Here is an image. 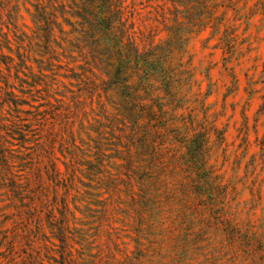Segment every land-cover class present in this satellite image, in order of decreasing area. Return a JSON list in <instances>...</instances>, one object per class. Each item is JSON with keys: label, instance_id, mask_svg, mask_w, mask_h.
<instances>
[{"label": "rangeland", "instance_id": "rangeland-1", "mask_svg": "<svg viewBox=\"0 0 264 264\" xmlns=\"http://www.w3.org/2000/svg\"><path fill=\"white\" fill-rule=\"evenodd\" d=\"M15 1L23 14L19 28L29 35L33 24L25 7L31 8L30 0ZM123 6L136 37L153 35L155 44L170 41L175 47L161 148L171 159L155 188L154 208L139 218L122 185L101 187L103 175L117 176L121 161L116 158L108 157L103 175L93 181L84 177L101 106L112 111L111 105L98 89L79 90L94 77L88 72L75 77L80 71L75 52L69 63L61 54L60 66L30 85L32 75L39 74V54L25 44L27 67L20 70V81L13 78L14 91L24 101L23 111L45 112L28 148L10 138L12 170L24 178V163L35 185L38 169L44 185L33 187L50 206L39 212L40 219L19 211L17 199L2 186L0 162V264H28L36 253L41 264H59V241L48 215L51 210L60 219L64 203L70 264L81 247L79 233L89 243L85 264H264V0H124ZM171 27L183 30L180 39L173 38ZM64 28L68 32L71 26ZM12 43L15 51L16 40ZM0 70L2 85L9 70L4 64ZM47 102L63 116L50 119ZM4 108L3 119H10L14 109ZM37 143L51 154L38 156ZM49 158L65 174L60 182L47 171ZM87 206L94 211L91 217ZM26 221L33 227L41 222L43 228L29 231Z\"/></svg>", "mask_w": 264, "mask_h": 264}, {"label": "trees", "instance_id": "trees-1", "mask_svg": "<svg viewBox=\"0 0 264 264\" xmlns=\"http://www.w3.org/2000/svg\"><path fill=\"white\" fill-rule=\"evenodd\" d=\"M29 2L31 8L25 7V10L33 24V29L28 35L19 28L18 21L23 19V14L18 2L0 0V64L6 65L9 70V73L3 74L4 79L0 85V162L4 165L1 171L2 186L8 188L13 198L17 199L19 211L28 214L30 219H40L39 212L50 206L48 199L41 198L42 192L33 187L44 185L38 169L36 173L38 180L35 185L32 184L28 168L24 163L22 170L27 171L24 178H19L12 170L10 138H15L19 147L28 148L29 135H34L35 127L43 120L41 113L45 112L39 109L34 112L23 111L21 105L24 101L14 91L13 78L20 81L19 72L27 67L22 51L25 44L31 49L35 48L39 54L37 59L39 74L32 75L30 85L42 81L41 77L46 76V71H52L56 66H60L61 54L69 63L74 59L75 52V62L79 64L80 70L75 71V77L80 78L85 72L94 77L84 82L79 90L102 91L112 110L109 111L104 104L101 106L102 115L96 120L94 129L96 137L93 158L87 160L84 177L93 181L100 174L103 175L104 161L108 157L120 160L117 176L103 175L100 178L103 181L101 187L116 190L122 185L131 194L132 203L140 218L143 212L153 210L156 192L159 189L155 188L161 183L159 178L163 169L165 170L170 164L171 158L168 161L161 148L166 141L165 131L169 123L163 113L168 97L172 95L174 75L170 58L175 47L170 41L162 45L155 44L151 37L153 35L146 39L136 37L132 30L133 22L129 23L125 15L124 0H30ZM64 24L71 26L70 31L65 30ZM168 31L177 40L183 32L180 29L173 31L172 27ZM69 33H73V36L68 35ZM58 37L61 40H58ZM12 39L16 40L15 51H12ZM11 69H14L13 77L10 75ZM146 100H149V103ZM47 105H49L50 119L54 121L63 116L62 113L56 112L58 108H53L50 102H47ZM5 106L9 110L14 109L15 114H12L10 119L2 117ZM50 136L56 137V134L51 133ZM187 143L194 144L195 141L190 140ZM197 146L199 148L202 143L198 142ZM36 147L39 150L38 156H42L43 152L51 154L42 143H37ZM109 151H111L110 156L107 154ZM20 159L24 160L21 155ZM47 171L57 182H60L65 175L53 158L48 159ZM85 186L92 188L88 184ZM88 194L90 200L97 199L96 193ZM99 205L104 213L107 206L105 201L102 200ZM63 208L60 219L55 220L54 215L50 214L51 210L48 216L51 218L49 222L55 232L54 236L59 241L58 263L70 264V260L67 259L70 254L67 252L69 244L64 222L66 203ZM85 212L86 217H91L94 211L87 206ZM26 226L27 230L36 232L43 228L41 222L33 227L26 221ZM77 236L81 247L77 250L75 264H85V256L89 254L87 253L89 243H84L85 239L80 233ZM42 261L36 253L28 264H41Z\"/></svg>", "mask_w": 264, "mask_h": 264}]
</instances>
